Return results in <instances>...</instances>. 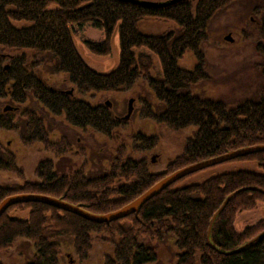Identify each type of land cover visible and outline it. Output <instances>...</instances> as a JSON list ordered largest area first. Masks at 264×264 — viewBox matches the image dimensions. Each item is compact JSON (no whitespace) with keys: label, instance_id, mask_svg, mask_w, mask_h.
Listing matches in <instances>:
<instances>
[{"label":"trees","instance_id":"trees-1","mask_svg":"<svg viewBox=\"0 0 264 264\" xmlns=\"http://www.w3.org/2000/svg\"><path fill=\"white\" fill-rule=\"evenodd\" d=\"M236 1L241 0H193L155 8L118 0H0V47L48 54L56 62V74L68 75L69 83L81 96L49 87L27 69V57L21 54L12 58L8 67L0 55L1 98L9 97L24 104L31 92L54 116L65 115L70 125L91 128L109 138L121 122L107 105L93 106L82 96L125 92L143 80L162 105V111L157 112L148 102H142L141 119L164 124L175 131L195 130L186 140L183 152L161 174L150 172L145 159L125 158L123 149L115 157L110 172L99 178H88L83 169L59 174L52 160H44L36 169L35 182L23 179L22 185L0 186V203L10 196L41 194L64 197L93 213L108 214L141 196L165 175L231 151L264 144V94L257 102L246 101L229 108L189 91L191 86L208 79L201 45L207 40L209 24L219 11ZM144 19L174 22L180 32L146 35L139 28ZM21 22L30 25L19 27L17 23ZM89 24L105 32L103 41L84 42L98 55L111 54L113 37L119 35L118 64L109 72L91 69L76 47L75 26L84 28ZM262 34L264 37V31ZM188 52L197 59L192 70L180 66ZM153 56L161 65L162 79L151 76L155 67ZM23 117L27 126L21 140L27 147L40 143L56 157L72 151L66 139L52 143L44 121L34 111L26 110ZM18 128L9 114L0 116V129L12 132ZM133 141L135 149L141 151H150L158 145L156 136L141 133ZM2 153L0 171L16 173L22 179L14 154L7 150ZM242 162L255 163L256 170L223 173L190 186H180L182 179L145 203L137 215L109 224L91 222L43 203H15L0 217V264L2 252L18 240L35 245L36 254L28 264H60L58 238L61 237L72 238L75 254L85 260L92 250L94 235L118 240L113 255L106 257L104 264H154L158 260L155 247L141 242L140 237L160 243L164 235L172 238L179 252L178 264H264V235L232 255L220 254L207 242L213 215L226 197L238 190L240 193L232 198L214 224L212 243L221 250L231 251L264 231V219L242 232L235 230L239 213L255 210L258 203H264V152L223 164ZM119 179L125 183L116 186Z\"/></svg>","mask_w":264,"mask_h":264},{"label":"rangeland","instance_id":"rangeland-1","mask_svg":"<svg viewBox=\"0 0 264 264\" xmlns=\"http://www.w3.org/2000/svg\"><path fill=\"white\" fill-rule=\"evenodd\" d=\"M17 25L26 27L30 24L21 22ZM139 28L142 33L150 36L162 35L170 31L180 32V28L174 22L155 19H144L140 22ZM75 30L77 31L75 36L76 47L91 69L105 73L116 68L120 53L118 33L113 37L111 54L103 56L93 53L84 45L85 40L103 41L105 39L103 30L90 24L84 28L75 26ZM263 31L264 0L236 1L219 11L209 24L207 40L201 45L205 73L208 79L191 86L189 91L201 99L222 102L229 108H235L246 101H259L264 94ZM227 37H230L232 41L227 40ZM21 54H25L27 57V69L42 78L49 87L68 93L72 91L69 94L74 93L73 95L76 97H81L77 94L74 86L69 83L68 75L56 74V62L48 54L39 55L34 51H20L0 47V55L5 59L7 67L12 58ZM153 58L155 67L151 71V76L155 79H162L159 60L156 56H153ZM180 66L186 70L195 68L197 66L195 54L188 52L180 61ZM82 97L93 106L107 105L114 117L121 122V126L114 131L111 137L102 136L91 128L80 129L70 125L66 121L65 115L57 117L51 114L33 97L31 92L24 104L13 102L9 97H0V116L9 114L19 127L17 131L12 132L0 129V157L4 158L3 150L14 154L16 165L22 174L21 179L16 173H3L0 171V186L17 183L22 185L23 179L35 182L37 180L35 177L36 169L40 162L44 160H52L59 174H73L83 169L88 178H99L110 172L120 149L126 152L125 158L145 159L149 163L150 172L161 174L167 165L183 152L186 140L195 133L192 128L175 131L164 124H155L150 120L141 119L142 102H148L157 112L162 111V105L157 102L153 92L143 80L139 81L133 89L125 92H101L87 94ZM132 99L134 100L132 104L133 111L129 119L126 120L125 117L128 114L129 103ZM26 110L34 111L42 118L53 144L66 139L71 144L72 151L61 157H56L53 153L45 150L40 143L27 147L21 140V137L26 134L27 120L23 117ZM138 133L146 136H156L158 138L157 147L150 151L135 149L137 147H135L133 137ZM240 170H256V164L248 162L228 163L207 168L196 175H193L195 174L193 173L191 174L193 176L184 177L180 186L203 183L219 174ZM124 183L123 180L119 179L116 186ZM59 198L71 203L64 197ZM71 204L83 206L82 204ZM263 219L264 203L261 202L258 203L255 210L245 211L236 216L235 230L242 232L247 227L257 225ZM164 237V240L160 243L146 237H140V240L155 247L158 260L154 264H178L177 254L179 252L173 244L172 238L165 235ZM58 239L60 264H104L105 258L113 255L118 243L117 239L113 241L112 238L105 235H94L92 250L88 258L82 260L74 252L72 238L61 237ZM35 254L34 243L18 240L12 247L2 252L1 263L28 264Z\"/></svg>","mask_w":264,"mask_h":264},{"label":"water","instance_id":"water-1","mask_svg":"<svg viewBox=\"0 0 264 264\" xmlns=\"http://www.w3.org/2000/svg\"><path fill=\"white\" fill-rule=\"evenodd\" d=\"M120 2H127L132 3L134 5L139 6H148V7H155V8H165L172 5H175L180 2H187V1H193V0H168V1H152V0H118ZM227 40L232 41L230 37L226 38ZM69 93H72L70 91ZM133 99L130 100V107L128 110V114L126 115L125 119H129L132 111H133ZM258 152H264V144L262 145H256L251 147H245L241 148L235 151L228 152L224 155L217 156L212 159H208L205 161H201L192 165H189L185 168L179 169L175 172H173L170 175L165 176L163 179H161L159 182H157L154 186H152L150 189H148L145 193H143L141 196H139L137 199L123 207L122 209L111 212L108 214H94L89 212L86 208H84L81 205H73L71 203L65 202L63 198H53L49 196L44 195H16L11 196L9 198H6L0 203V217L5 213V211L10 207L11 205L18 203V202H36V203H43L47 204L53 207H56L60 210L67 211L69 213L75 214L81 218H84L86 220H89L91 222L95 223H111L113 221L126 218L132 214L137 215L142 208V206L147 203L149 200H151L153 197L157 196L159 193H161L166 188L170 187L172 184L176 183L177 181L183 179L186 176H189L193 173L200 172L202 170H205L207 168L220 165L223 163H226L230 160H233L238 157L258 153ZM241 190H238L229 196L226 197L223 204L220 206V208L215 212L213 215L210 224L209 229L207 233V242L208 245L219 252L220 254L224 255H232L241 252L246 247L252 245L255 243L258 239H260L264 232L259 234L258 236L254 237L253 239L249 240L242 246L238 247L237 249L231 250V251H224L219 248H217L211 240V233L214 227V224L218 218V216L223 212V210L226 208L228 203L232 200L233 197H235L238 193H240Z\"/></svg>","mask_w":264,"mask_h":264}]
</instances>
